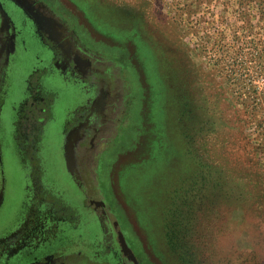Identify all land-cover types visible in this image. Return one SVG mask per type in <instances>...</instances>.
I'll return each instance as SVG.
<instances>
[{
    "label": "rangeland",
    "instance_id": "rangeland-1",
    "mask_svg": "<svg viewBox=\"0 0 264 264\" xmlns=\"http://www.w3.org/2000/svg\"><path fill=\"white\" fill-rule=\"evenodd\" d=\"M43 1L92 36L76 171L118 218L113 264H264V0Z\"/></svg>",
    "mask_w": 264,
    "mask_h": 264
},
{
    "label": "flooded vegetation",
    "instance_id": "flooded-vegetation-1",
    "mask_svg": "<svg viewBox=\"0 0 264 264\" xmlns=\"http://www.w3.org/2000/svg\"><path fill=\"white\" fill-rule=\"evenodd\" d=\"M60 12L43 0H0V215L10 222L0 232V264L116 260L117 216L98 209L76 171L91 110L104 97L91 54L75 53L92 36H78L76 19L58 20Z\"/></svg>",
    "mask_w": 264,
    "mask_h": 264
}]
</instances>
